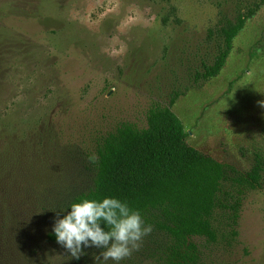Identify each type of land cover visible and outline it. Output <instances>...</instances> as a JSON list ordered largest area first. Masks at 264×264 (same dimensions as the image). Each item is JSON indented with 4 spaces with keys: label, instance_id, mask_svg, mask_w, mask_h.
<instances>
[{
    "label": "rangeland",
    "instance_id": "1",
    "mask_svg": "<svg viewBox=\"0 0 264 264\" xmlns=\"http://www.w3.org/2000/svg\"><path fill=\"white\" fill-rule=\"evenodd\" d=\"M261 1L0 0V264H93L98 249L71 259L48 238L53 220L92 187L95 140L176 91L190 146L241 173L264 163ZM257 4L221 73L195 84L217 31ZM196 242L199 264H264V172L237 241ZM167 245L145 236L121 264H163Z\"/></svg>",
    "mask_w": 264,
    "mask_h": 264
},
{
    "label": "trees",
    "instance_id": "2",
    "mask_svg": "<svg viewBox=\"0 0 264 264\" xmlns=\"http://www.w3.org/2000/svg\"><path fill=\"white\" fill-rule=\"evenodd\" d=\"M260 7L239 14L217 31L215 53L196 70L195 84L221 73L234 39ZM184 93L176 91L166 104L152 105L144 126L123 122L99 136L87 154L92 187L73 195L66 205L90 190L98 199L114 195L127 200L153 225L150 236L166 238L163 264H199L196 240L232 246L239 237L243 202L261 185L264 172L260 159L241 173L190 146L185 126L172 110ZM48 238L55 241L52 233Z\"/></svg>",
    "mask_w": 264,
    "mask_h": 264
},
{
    "label": "clouds",
    "instance_id": "3",
    "mask_svg": "<svg viewBox=\"0 0 264 264\" xmlns=\"http://www.w3.org/2000/svg\"><path fill=\"white\" fill-rule=\"evenodd\" d=\"M264 106V101L260 102ZM89 193L77 197L57 213L52 223L55 241L79 260L85 249L95 248L93 264H121L138 250L153 229L137 208L114 195L95 198Z\"/></svg>",
    "mask_w": 264,
    "mask_h": 264
}]
</instances>
